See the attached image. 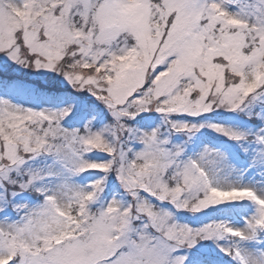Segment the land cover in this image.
I'll use <instances>...</instances> for the list:
<instances>
[{
  "label": "snow or ice",
  "instance_id": "obj_1",
  "mask_svg": "<svg viewBox=\"0 0 264 264\" xmlns=\"http://www.w3.org/2000/svg\"><path fill=\"white\" fill-rule=\"evenodd\" d=\"M0 264H264V0H0Z\"/></svg>",
  "mask_w": 264,
  "mask_h": 264
},
{
  "label": "rangeland",
  "instance_id": "obj_2",
  "mask_svg": "<svg viewBox=\"0 0 264 264\" xmlns=\"http://www.w3.org/2000/svg\"><path fill=\"white\" fill-rule=\"evenodd\" d=\"M187 219H193V218H191V217H186Z\"/></svg>",
  "mask_w": 264,
  "mask_h": 264
}]
</instances>
